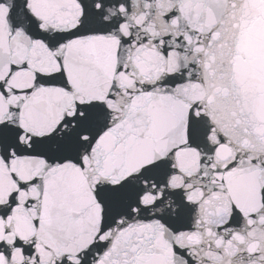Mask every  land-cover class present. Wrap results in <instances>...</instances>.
<instances>
[{"label":"snow or ice","instance_id":"1","mask_svg":"<svg viewBox=\"0 0 264 264\" xmlns=\"http://www.w3.org/2000/svg\"><path fill=\"white\" fill-rule=\"evenodd\" d=\"M0 264H264V0H0Z\"/></svg>","mask_w":264,"mask_h":264}]
</instances>
